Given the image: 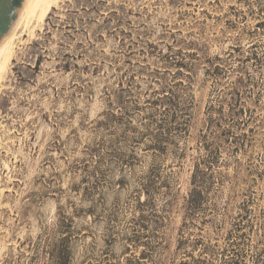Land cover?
<instances>
[{"label": "rangeland", "instance_id": "obj_1", "mask_svg": "<svg viewBox=\"0 0 264 264\" xmlns=\"http://www.w3.org/2000/svg\"><path fill=\"white\" fill-rule=\"evenodd\" d=\"M259 2L102 0L93 13L76 0H60L44 17L18 27L11 60L0 71V264H57L58 254L68 255L67 264L189 259L175 254L182 198L204 134L216 131L207 125L208 109L219 111L238 79L232 74L237 57H229L233 47L244 60L251 46L250 52L264 55ZM190 43L206 54L198 61L188 57L196 70L179 77L189 84L187 124L170 145L152 150L158 129L149 120L150 94L176 72L161 57L169 48L191 56ZM216 57L226 60L220 80L206 73ZM244 66L255 86L243 89L236 141L220 149L217 171L226 183L214 199V217L201 216L195 236L220 253L246 205L251 264L264 249V66L254 60ZM117 98L129 101L121 120L109 116L120 115ZM223 114L229 123L227 106ZM154 177L160 193L148 203L142 188ZM169 181L180 199L163 212L161 184ZM143 210L147 246L130 242ZM159 217L157 229L152 221Z\"/></svg>", "mask_w": 264, "mask_h": 264}, {"label": "trees", "instance_id": "obj_2", "mask_svg": "<svg viewBox=\"0 0 264 264\" xmlns=\"http://www.w3.org/2000/svg\"><path fill=\"white\" fill-rule=\"evenodd\" d=\"M102 3V0H76L77 6H81L84 12L98 11V5ZM89 8V9H88ZM259 12L264 13V1L259 2ZM264 30V22L258 24ZM194 53L187 55L183 51H174L169 48L168 52L161 57V60L169 68L176 69V72L172 77V80H168L163 77L158 83L159 87L156 91L150 94L149 102L151 101L149 120L152 124L157 126L158 132L155 135V141L150 147L152 150L160 151L162 146H168L171 144V140L175 134L181 132L187 122L189 105L185 99L186 91L189 89V84H185L184 81L179 80V77L184 75V70L194 71L196 70L195 64L187 61L188 57H191V61H198L197 55L200 53L205 55L204 47L199 44L190 43L189 46ZM253 46L249 47V55L241 57L239 53V47H233V53L229 54V57H237V66L233 69L232 74L237 76L231 91L227 94L229 99L219 102V111L214 106L209 107V116L207 125L211 128H215L216 131L206 132L203 136L202 147L200 148V156L193 162V169L189 179L188 187L185 196L182 198V204L180 210L183 214L182 226L177 238V247L175 254L183 253L186 258L176 263L172 261L171 264H215L217 258L221 264H246L247 253L245 251L246 242L250 239L248 236L252 231V225L249 222V210L245 205L242 208V213L238 216L237 222L233 225V229L227 235V245L221 250L220 253H215L214 247L211 243L207 242L203 237L195 236V230L198 229L197 222L200 217L212 216L214 217V211L216 205L214 199L217 194L224 189L226 178L217 171V165L219 161L220 149L224 143H227L235 138V129L239 128L235 124V120L243 115L245 112L243 101V89H248L253 85L251 78L248 76L247 67L244 66L245 61L254 60L256 64L263 68L264 55L259 56L256 52H250ZM239 53L238 55H235ZM221 58H214L208 60V69L206 71L208 76L214 77L216 80L222 78ZM191 63V64H190ZM39 65V61H38ZM235 72L238 74L236 75ZM190 78V77H189ZM191 79V78H190ZM129 101L121 98L116 99V109L119 108L120 115L110 113L112 118L122 119L123 115L127 114L130 110ZM225 106L229 108L230 122L227 123L224 117ZM124 113V114H123ZM218 113L220 117L214 118V114ZM224 126H227L225 128ZM224 127V130L221 128ZM220 132V133H218ZM166 150V149H163ZM158 182L155 177L150 178L148 182L143 185L142 191L146 195L148 203L155 200V195L160 193V187L157 186ZM162 188H165V197L167 201L164 205L163 212H167L173 209L179 201V190L171 184V181L161 184ZM142 211L139 221H137V229L131 235L130 242L134 245L144 244L145 239L150 237V224L148 217ZM208 214V215H207ZM162 220L152 221L154 228L159 229L161 227ZM248 231V233H247ZM154 237V236H153ZM164 249L162 245H158V250ZM157 250V249H156ZM195 251H199V254H195ZM264 249L258 250L251 264H264ZM68 255L58 254L56 257L57 264H67ZM163 264V263H160Z\"/></svg>", "mask_w": 264, "mask_h": 264}, {"label": "bare ground", "instance_id": "obj_3", "mask_svg": "<svg viewBox=\"0 0 264 264\" xmlns=\"http://www.w3.org/2000/svg\"><path fill=\"white\" fill-rule=\"evenodd\" d=\"M60 0H28L24 13L15 26L12 34L2 43L0 46V60H3V68L0 69L2 71L5 69L9 61L11 60L12 54V44L15 39L16 31L20 25L27 21V19L31 17H44V15L49 11V9L56 5ZM0 75V79H1Z\"/></svg>", "mask_w": 264, "mask_h": 264}, {"label": "water", "instance_id": "obj_4", "mask_svg": "<svg viewBox=\"0 0 264 264\" xmlns=\"http://www.w3.org/2000/svg\"><path fill=\"white\" fill-rule=\"evenodd\" d=\"M28 0H0V46L12 34Z\"/></svg>", "mask_w": 264, "mask_h": 264}]
</instances>
